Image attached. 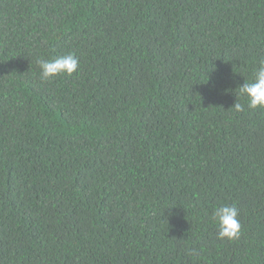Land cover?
<instances>
[{"label":"trees","instance_id":"1","mask_svg":"<svg viewBox=\"0 0 264 264\" xmlns=\"http://www.w3.org/2000/svg\"><path fill=\"white\" fill-rule=\"evenodd\" d=\"M261 60L264 0H0V264H264Z\"/></svg>","mask_w":264,"mask_h":264},{"label":"clouds","instance_id":"2","mask_svg":"<svg viewBox=\"0 0 264 264\" xmlns=\"http://www.w3.org/2000/svg\"><path fill=\"white\" fill-rule=\"evenodd\" d=\"M36 63L40 69L41 80L47 81L61 74L71 76L78 72L80 59L74 52H69L51 60L40 58ZM236 89H238L239 96L246 98L247 104L245 106V103L240 102L236 97L231 107L235 112H243L245 107L248 109L264 108V60L259 61L252 80L245 81ZM211 217L217 227L218 239L235 240L239 238L241 224L235 203H224L214 207Z\"/></svg>","mask_w":264,"mask_h":264}]
</instances>
